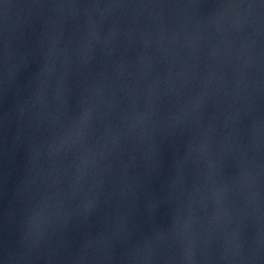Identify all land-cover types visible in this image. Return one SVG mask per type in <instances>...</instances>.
Wrapping results in <instances>:
<instances>
[{
	"label": "water",
	"instance_id": "1",
	"mask_svg": "<svg viewBox=\"0 0 264 264\" xmlns=\"http://www.w3.org/2000/svg\"><path fill=\"white\" fill-rule=\"evenodd\" d=\"M0 264H264V0H0Z\"/></svg>",
	"mask_w": 264,
	"mask_h": 264
}]
</instances>
